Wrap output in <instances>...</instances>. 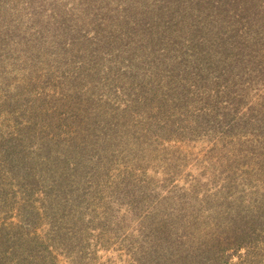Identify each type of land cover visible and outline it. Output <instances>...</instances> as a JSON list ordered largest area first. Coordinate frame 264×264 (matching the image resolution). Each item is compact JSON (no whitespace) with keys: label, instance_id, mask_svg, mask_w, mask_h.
<instances>
[{"label":"rangeland","instance_id":"rangeland-1","mask_svg":"<svg viewBox=\"0 0 264 264\" xmlns=\"http://www.w3.org/2000/svg\"><path fill=\"white\" fill-rule=\"evenodd\" d=\"M0 264H264V0H0Z\"/></svg>","mask_w":264,"mask_h":264}]
</instances>
